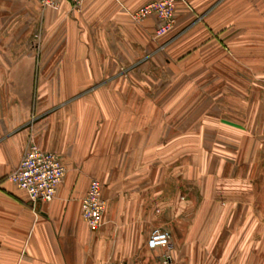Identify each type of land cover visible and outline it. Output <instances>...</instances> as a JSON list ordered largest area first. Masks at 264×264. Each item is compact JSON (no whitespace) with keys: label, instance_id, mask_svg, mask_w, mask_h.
I'll return each instance as SVG.
<instances>
[{"label":"crops","instance_id":"crops-1","mask_svg":"<svg viewBox=\"0 0 264 264\" xmlns=\"http://www.w3.org/2000/svg\"><path fill=\"white\" fill-rule=\"evenodd\" d=\"M149 1L0 0V264L131 263L141 241L139 262L152 264L146 238L167 221L174 259L264 264V0H177L159 37L154 16L131 17ZM199 66L216 67L223 98L228 82L254 103L247 119L221 109L195 134L189 109L182 130L179 109H145L140 83ZM30 139L65 167L48 202L7 178ZM93 177L105 201L96 229L79 200Z\"/></svg>","mask_w":264,"mask_h":264},{"label":"built area","instance_id":"built-area-1","mask_svg":"<svg viewBox=\"0 0 264 264\" xmlns=\"http://www.w3.org/2000/svg\"><path fill=\"white\" fill-rule=\"evenodd\" d=\"M63 0H38L42 9H59ZM70 5L78 9L82 0H68ZM177 0L149 1L135 11L131 17L141 21L148 16L157 19L155 36H160L169 31L175 24V3ZM59 155L55 151L42 149L30 139L23 151L18 165L8 174V179L19 189L23 190L32 203L48 202L55 198L57 186L65 176ZM81 219L92 229L98 228L102 223V214L105 201L101 193V183L97 178H91L85 193L80 197ZM150 249H167L170 245V233L160 227L151 230L146 240ZM169 255L164 253L162 261L166 263ZM104 264H136L116 259H107Z\"/></svg>","mask_w":264,"mask_h":264},{"label":"rangeland","instance_id":"rangeland-1","mask_svg":"<svg viewBox=\"0 0 264 264\" xmlns=\"http://www.w3.org/2000/svg\"><path fill=\"white\" fill-rule=\"evenodd\" d=\"M208 68L210 75L208 74L204 75L203 73H205ZM182 72H183V79L179 78L178 82L172 84L170 82L163 81V79L162 80L149 79L148 82L144 81L140 83L137 87H139L140 93L143 95V97H145L144 100L147 103L145 105L146 107L145 109H179V112H182V109H189L187 114L189 118L190 116L193 118L195 134L201 131V130H197V128L199 129L201 126H203V124H206L207 122L210 123L211 125L213 122L217 123L218 117L220 115H223L221 114V109L222 112L223 109H226L225 116L228 118L229 117L231 119L236 118V120L242 118L247 119V115H249V109L247 108L253 106L254 103H249L248 98L241 99L234 97L233 96L234 94L232 92H229L227 87L229 85L232 88L233 84L228 82L226 83V88H227L226 95L225 98H223L218 91V83L215 79V75H216L215 66L194 67L193 72L189 74H187L183 70ZM213 73H215V75H213ZM170 84L172 85L171 88H170ZM131 86H133L131 87V89L134 88L137 90V87H135L134 84H132ZM135 99L137 98L135 97ZM139 99L140 98H138L137 100ZM250 99L256 100L254 97ZM257 104L258 105L264 104V98H262L261 103H259L258 101ZM187 114L183 112L178 114L180 118L178 121L179 130L184 129L185 127L184 118L186 117ZM163 116H167L168 118L170 117L169 114L166 115L164 114ZM209 135L210 136L212 135L211 132L209 133ZM159 227L167 230L170 233V227L168 221ZM144 228L142 230L143 234L145 232ZM143 237H145V235H142V232L138 234V238H143ZM171 244H173V242L170 239V245L167 249H158L155 254L151 253L152 254L151 256L153 257L150 259L152 261L151 263L169 264V262H174V264H187V259L185 257H181V258L178 257L176 259H174L172 256L170 257V255H172L170 253ZM132 247L133 249L135 248V253H136V257L133 259L135 260L134 262L141 264L139 260H141V258L144 256V252H145V249L143 250V242L142 241L135 242L133 243ZM164 253L169 255V259L166 263H164L161 259H159V256L161 257V255H163ZM145 257L146 256H144L143 259ZM199 262L201 263L202 259H200Z\"/></svg>","mask_w":264,"mask_h":264}]
</instances>
